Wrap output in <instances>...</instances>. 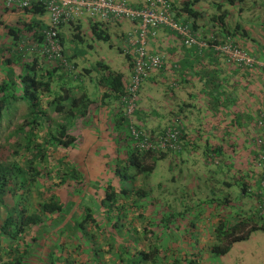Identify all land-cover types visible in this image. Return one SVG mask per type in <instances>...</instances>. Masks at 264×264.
<instances>
[{"label":"trees","instance_id":"obj_1","mask_svg":"<svg viewBox=\"0 0 264 264\" xmlns=\"http://www.w3.org/2000/svg\"><path fill=\"white\" fill-rule=\"evenodd\" d=\"M169 2L174 20L192 35L202 36L207 50L215 52V46L231 43L257 60L264 56V0ZM129 3L133 8L139 6L137 0ZM3 15L7 16V25L0 22V29L7 40L0 43V264H179L175 257L170 260L172 250L167 246L169 223L180 218L181 213L175 215V208L166 201V174L167 164L171 172L175 159L182 155V116H163L158 128L148 129L139 122L137 102L132 116L134 126L154 143L168 128L179 131V149L149 147L140 151L120 103L128 82L125 75L105 62H97L91 67L96 74L92 78L91 70H83L77 63L76 48L91 33L96 41L124 55L131 75L134 58L121 48L127 23L103 24L89 19L87 25L81 21L65 25L59 41L73 66L69 71L58 63L47 62L38 51H31L32 46L42 43V32L47 28L42 5L9 11L2 4L0 18ZM171 37L179 45L169 44ZM149 47L161 50L165 63L151 71L144 83L155 74H164L169 65L184 69L185 62L178 60L175 53L180 51L186 60L190 51L199 49L185 45L166 27L160 28ZM215 53L225 61L218 51ZM252 69L262 72L257 65ZM177 73L169 72L167 77L174 81L183 74ZM210 76L213 78V74ZM81 77L103 86L107 91L102 97H113L119 107L120 116L115 120L121 127L117 135L124 147L116 152L117 187L106 183L102 193L86 189L84 170L79 171L73 157L56 155L61 149L67 152L76 142L67 125L81 118L91 120L86 116L90 100L83 90L80 96L75 92L84 80ZM19 102L26 103L27 111L10 132L3 123L10 122ZM263 111L264 108L259 114ZM214 158L212 154L206 159L213 162ZM257 163L259 166V155ZM261 178L262 170L260 181ZM259 199L260 214V190ZM91 202L95 203L94 209ZM156 204L160 206L157 212L149 209ZM260 219L264 225L261 214ZM215 238L217 243L211 246V253L224 255L231 244L246 236L225 231L220 225Z\"/></svg>","mask_w":264,"mask_h":264},{"label":"crops","instance_id":"obj_2","mask_svg":"<svg viewBox=\"0 0 264 264\" xmlns=\"http://www.w3.org/2000/svg\"><path fill=\"white\" fill-rule=\"evenodd\" d=\"M1 7L0 0V11ZM81 24L87 25L88 20ZM86 37L76 48L77 63L90 71L97 62L106 63L107 46L101 41L92 44L96 39L91 33ZM171 39L169 44L179 45L175 37ZM113 42L115 45L116 39ZM195 46L199 49L190 51L186 60L180 51L175 53L185 62L184 69L169 65L164 74H155L143 84L138 98L137 116L148 129L158 128L163 116H182L184 123L182 155L175 159L171 172L167 164L166 201L175 208V215L181 213L167 230L170 260L175 257L179 264H264V225L259 214L261 169L257 163L261 131L256 125L264 108V77L260 70H238L235 64L217 56L216 49L207 50V43ZM107 50L123 57L118 60V68H111L122 72L128 81L130 69L124 55ZM91 54L97 57L90 59ZM258 61L264 62V56ZM169 72L183 74L173 81L167 77ZM89 74L92 78L96 75L92 70ZM77 87L76 96L83 90L90 100L86 116H105V125L117 138L106 145L114 152L123 149L117 135L121 127L115 120L120 116L116 101L103 98L107 90L94 79L86 77ZM111 136L107 133V138ZM212 154L213 162L206 159ZM220 225L246 238L231 244L224 255H215L210 248L217 243L215 234Z\"/></svg>","mask_w":264,"mask_h":264},{"label":"built area","instance_id":"obj_3","mask_svg":"<svg viewBox=\"0 0 264 264\" xmlns=\"http://www.w3.org/2000/svg\"><path fill=\"white\" fill-rule=\"evenodd\" d=\"M1 2L9 11L25 10L33 4L44 7L47 28L42 32V43L32 46L31 51H38L47 62L58 63L69 71L73 70V66L65 57L59 41V34L65 25L89 19L103 24H129V28L124 32L121 48L124 53L133 56L134 64L125 94L120 100L124 115L129 119V131L140 151L149 147L172 151L179 149L177 143L179 131L167 129L165 135L154 143L134 126L132 118L142 84L148 79L151 71L161 68L165 63V55L149 47L160 28H169L180 36L187 46L198 44L206 46V43L200 42L199 36L192 35L186 26L174 20L169 0H137L138 8L131 7L129 0H1ZM215 49L227 62L237 66L246 68L259 66L264 77V62H259L248 52L231 43L215 46ZM257 127L261 131L257 143L261 145L259 153V166L262 170L260 214L264 218V111L259 115Z\"/></svg>","mask_w":264,"mask_h":264},{"label":"rangeland","instance_id":"obj_4","mask_svg":"<svg viewBox=\"0 0 264 264\" xmlns=\"http://www.w3.org/2000/svg\"><path fill=\"white\" fill-rule=\"evenodd\" d=\"M0 22L7 25V19L5 17H1ZM85 30L90 32L86 26ZM2 33L0 29V43L7 40L6 36L4 39ZM87 42L88 40L86 43ZM96 42L97 41H93L92 44ZM5 43L3 42V45ZM104 50L105 54H107L106 63L113 69L118 68V60L123 59V57L109 52L107 47H105ZM96 57V55L91 54L90 59H95ZM26 111V103L19 102L16 111L10 115V122H4L3 126L9 127L8 130L10 132L13 131ZM104 117L105 116H89L88 118L91 120L88 122H85L84 119L81 118L76 120L75 123L73 122V125H67L70 134L76 137V142L72 147L67 149V152L61 149L56 154L60 157L66 158V156H69L74 158L73 162L76 163L77 168L80 167L78 168L79 171L80 169L84 170L83 175L86 177V181L88 180L86 189H88L89 192L94 190L97 193H102L106 183H109L113 188L117 187L116 184L118 180L114 175V169L118 165L116 160L117 153L113 151V147L106 145V143H110V141L116 140L117 138L114 139L112 131L105 125ZM107 133L112 135L111 138H107ZM119 169L121 173H123V170L121 168ZM90 206L94 209L95 203L91 202ZM159 207L160 206L156 204L153 207H149V209L157 212Z\"/></svg>","mask_w":264,"mask_h":264}]
</instances>
